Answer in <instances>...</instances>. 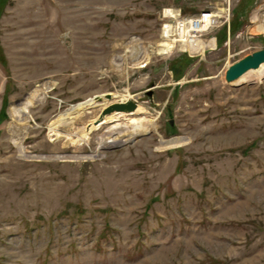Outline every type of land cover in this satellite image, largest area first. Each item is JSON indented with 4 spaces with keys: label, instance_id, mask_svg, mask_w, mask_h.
<instances>
[{
    "label": "rangeland",
    "instance_id": "374dc122",
    "mask_svg": "<svg viewBox=\"0 0 264 264\" xmlns=\"http://www.w3.org/2000/svg\"><path fill=\"white\" fill-rule=\"evenodd\" d=\"M228 1L205 38L162 41L173 8ZM260 23L264 0H0V264H264V76L225 77ZM106 93L143 111L87 141L102 104L51 131Z\"/></svg>",
    "mask_w": 264,
    "mask_h": 264
},
{
    "label": "bare ground",
    "instance_id": "6f19581e",
    "mask_svg": "<svg viewBox=\"0 0 264 264\" xmlns=\"http://www.w3.org/2000/svg\"><path fill=\"white\" fill-rule=\"evenodd\" d=\"M256 19V17H254ZM208 22L205 23L204 25V29H208ZM256 32H264V23H260L256 26L255 28ZM184 37V39H181L180 41L183 40H190V39H196V38H186ZM200 38H205V37H200ZM179 41V40H178ZM131 50L133 51L132 48L135 45V41H131ZM142 45V44H141ZM128 46V45H127ZM134 56V55H133ZM151 58L150 54H147L145 52L144 55L142 56H136L134 57V59L132 58L129 62H122L121 65L123 66L126 65V67L128 68H140L145 66L148 62L149 59ZM121 65H119V67H121ZM264 76V63L258 68V69H252L249 70L248 72H246L244 75H242L239 79H241V81H244L246 79H261ZM38 89V88H37ZM35 89L34 91H32V93H30V95L26 98L25 102L23 103V106L21 108L17 107V112L19 113V115L23 116L25 115L26 112L29 111V107L35 103V101L39 100V92L38 90ZM46 89V88H45ZM46 91V90H45ZM47 92V91H46ZM45 94V93H44ZM103 99L99 100L98 95L88 98L84 101L78 102L76 104L71 105L67 110H65V112L61 113L58 118H56L51 124H50V129L52 132H57L59 130V127L62 126V124L64 122H66V119L68 117L73 116V118H76L78 116H80L81 114H83L87 109L91 108V107H95L99 104H102L103 107L107 106L109 104V101L104 98L105 95H102ZM105 100V101H104ZM107 100V101H106ZM143 111V108L139 105L137 110L134 111V113H125V112H115L109 116H105L104 117V121L99 123V124H92V127L90 129L85 128L83 130V132L80 134V141H87L88 140V135L90 133L91 130L93 129H97L99 127H101L103 125V123L109 121L110 118L119 120L120 117L122 116H126V115H134L137 113H140ZM121 119V118H120ZM132 119V118H131ZM93 123V122H92ZM131 127V130L128 132V136H133L139 132L144 131L145 129L149 128L148 126H146L143 122H140L139 120H134L129 122L128 124ZM155 127V126H154ZM121 140H123L122 138H120ZM118 137H113L110 140H117V142L119 144H121V140ZM79 141V140H78ZM116 142V141H115ZM104 142H102L103 144ZM101 144V145H102Z\"/></svg>",
    "mask_w": 264,
    "mask_h": 264
},
{
    "label": "built area",
    "instance_id": "2783aa9c",
    "mask_svg": "<svg viewBox=\"0 0 264 264\" xmlns=\"http://www.w3.org/2000/svg\"><path fill=\"white\" fill-rule=\"evenodd\" d=\"M227 3V8L209 5L208 8L194 15H186L183 14L182 9L173 8L179 15L174 17L165 13L166 21L162 24L160 33L162 41H180L184 37L188 39L205 37L209 31L230 22L231 1ZM206 22L209 24L208 29H204Z\"/></svg>",
    "mask_w": 264,
    "mask_h": 264
},
{
    "label": "water",
    "instance_id": "95a60500",
    "mask_svg": "<svg viewBox=\"0 0 264 264\" xmlns=\"http://www.w3.org/2000/svg\"><path fill=\"white\" fill-rule=\"evenodd\" d=\"M264 63V48L258 51L253 52L240 59L239 61L232 64L226 71V81L234 82L237 81L242 75L252 69H258ZM148 97H152L153 89H149L146 91ZM99 100H102V96H98ZM105 98L110 101L113 99V95L111 93H106ZM139 104L136 99H130L126 101L118 100L109 103L107 106L103 108L101 111L99 119L95 122L99 124L104 121V117L107 115H111L115 112H125L132 113L137 110Z\"/></svg>",
    "mask_w": 264,
    "mask_h": 264
}]
</instances>
